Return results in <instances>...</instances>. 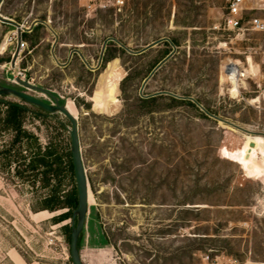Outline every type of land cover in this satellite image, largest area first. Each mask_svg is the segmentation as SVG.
Here are the masks:
<instances>
[{
  "label": "rangeland",
  "instance_id": "1",
  "mask_svg": "<svg viewBox=\"0 0 264 264\" xmlns=\"http://www.w3.org/2000/svg\"><path fill=\"white\" fill-rule=\"evenodd\" d=\"M229 1H2L24 47L11 68L16 29L0 22V87L53 103L15 79L28 81L77 119L84 264H264V31L248 25L264 0H243L234 31ZM7 103L27 109L26 135L2 123ZM69 129L0 96V264H71Z\"/></svg>",
  "mask_w": 264,
  "mask_h": 264
},
{
  "label": "water",
  "instance_id": "2",
  "mask_svg": "<svg viewBox=\"0 0 264 264\" xmlns=\"http://www.w3.org/2000/svg\"><path fill=\"white\" fill-rule=\"evenodd\" d=\"M3 0H0V5ZM0 22L4 24H8L13 26L16 29V49L13 54V57L10 62L11 68H15L16 60L20 53V43H21V34L23 32L22 26L15 21L5 18L0 14ZM168 41V39H162ZM156 41L145 49L151 48L157 45L160 41ZM105 46V44H104ZM231 68H228V72ZM15 82L21 87L31 90L34 92H39L47 95L51 100L52 104L45 103L44 101L37 99L25 92L18 91L11 87H0V96H13L15 98L20 99L26 104L37 107L41 111H44L48 114L59 113L63 115L70 124L69 138H70V158L73 170V176L75 180L76 193H77V207L73 210L71 216V226H70V238H69V246L68 253L71 264H84L80 253H79V242L82 236V230L84 227V223L86 220V214L88 210V186H87V178L85 174V169L83 166V161L81 157V150L79 144V135H78V125L77 119L66 109L65 105H61L55 95H53L50 91L43 89L39 86H35L28 81H23L19 78L15 79ZM159 93L155 94L158 95ZM171 96H174L170 94ZM176 97V96H174ZM177 98V97H176ZM207 115H210L205 111ZM215 119H218L214 116H211Z\"/></svg>",
  "mask_w": 264,
  "mask_h": 264
},
{
  "label": "trees",
  "instance_id": "3",
  "mask_svg": "<svg viewBox=\"0 0 264 264\" xmlns=\"http://www.w3.org/2000/svg\"><path fill=\"white\" fill-rule=\"evenodd\" d=\"M155 98H151L149 100H154ZM172 101H175L173 98H171ZM147 101V100H146ZM190 103V102H188ZM191 104V103H190ZM6 108H5V119L3 120V124L10 128L12 131L15 132L16 134V137L20 134H23V135H26L25 132H22L21 131V124H20V117L21 115L24 113V112H27V109L26 108H23L21 106H19L18 104H15V103H7L4 105ZM40 163L44 164V166L46 167V173H49V172H54L55 173V176L58 175V173L60 172V170H62L63 166H64V163H63V160H61L60 157H58L54 163H49V162H46L44 160H40ZM55 165V168L52 169V166ZM68 168L70 170V172L73 173V170H72V164H71V160L68 164ZM89 200V199H88ZM51 202H52V207L53 209L51 210H56V209H61L63 208V204H60L59 203V199L56 198L55 196H52L51 197ZM66 205L70 208H76L77 206V197L76 195L74 194V196H72L70 198V200H68V202L66 203Z\"/></svg>",
  "mask_w": 264,
  "mask_h": 264
},
{
  "label": "built area",
  "instance_id": "4",
  "mask_svg": "<svg viewBox=\"0 0 264 264\" xmlns=\"http://www.w3.org/2000/svg\"><path fill=\"white\" fill-rule=\"evenodd\" d=\"M243 0H230L228 4V11L223 20L224 28L228 30H241L242 29V8ZM248 25L252 31L263 32L264 20L259 18H253L248 21ZM24 47V44L20 43V49Z\"/></svg>",
  "mask_w": 264,
  "mask_h": 264
},
{
  "label": "bare ground",
  "instance_id": "5",
  "mask_svg": "<svg viewBox=\"0 0 264 264\" xmlns=\"http://www.w3.org/2000/svg\"><path fill=\"white\" fill-rule=\"evenodd\" d=\"M229 72H231V69H230ZM246 72H247V71H245V70L240 71V70H238V69H234V70L232 71L231 82H232V88H233V91H234V92H237V91H238V90H237V77L245 76V73H246Z\"/></svg>",
  "mask_w": 264,
  "mask_h": 264
},
{
  "label": "crops",
  "instance_id": "6",
  "mask_svg": "<svg viewBox=\"0 0 264 264\" xmlns=\"http://www.w3.org/2000/svg\"><path fill=\"white\" fill-rule=\"evenodd\" d=\"M244 4V3H243Z\"/></svg>",
  "mask_w": 264,
  "mask_h": 264
}]
</instances>
